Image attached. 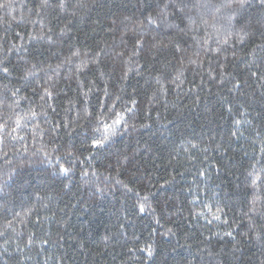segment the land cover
<instances>
[{"label": "trees", "instance_id": "1", "mask_svg": "<svg viewBox=\"0 0 264 264\" xmlns=\"http://www.w3.org/2000/svg\"><path fill=\"white\" fill-rule=\"evenodd\" d=\"M0 264H264V3L0 0Z\"/></svg>", "mask_w": 264, "mask_h": 264}, {"label": "snow or ice", "instance_id": "2", "mask_svg": "<svg viewBox=\"0 0 264 264\" xmlns=\"http://www.w3.org/2000/svg\"><path fill=\"white\" fill-rule=\"evenodd\" d=\"M242 6H243V0H241ZM262 3H264V0H261ZM64 172H67V169H62ZM146 199V198H145ZM143 210V209H142ZM218 218V217H217Z\"/></svg>", "mask_w": 264, "mask_h": 264}]
</instances>
